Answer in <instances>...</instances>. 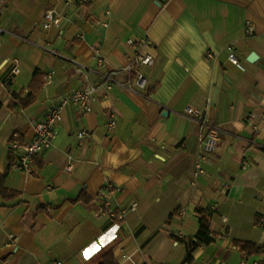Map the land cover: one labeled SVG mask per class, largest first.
Listing matches in <instances>:
<instances>
[{
  "label": "crops",
  "instance_id": "1",
  "mask_svg": "<svg viewBox=\"0 0 264 264\" xmlns=\"http://www.w3.org/2000/svg\"><path fill=\"white\" fill-rule=\"evenodd\" d=\"M47 8L62 19L45 29ZM0 26V177L20 192L0 195V264H90L104 247L117 264H264L233 243L264 244V0H0ZM140 51L154 58L140 67L147 88L119 86ZM12 59L20 71L4 85ZM80 67L96 86L91 110L62 106L53 146L31 172L10 171L11 134L30 138L32 122L83 81ZM36 71L43 85L23 106L14 96L27 97ZM189 106L221 130L195 181L203 128L183 116ZM107 183L121 188L109 202L122 220L100 212ZM81 193L88 201L74 202ZM197 208L214 240L187 262Z\"/></svg>",
  "mask_w": 264,
  "mask_h": 264
},
{
  "label": "built area",
  "instance_id": "2",
  "mask_svg": "<svg viewBox=\"0 0 264 264\" xmlns=\"http://www.w3.org/2000/svg\"><path fill=\"white\" fill-rule=\"evenodd\" d=\"M42 26L48 29L54 25H57L61 21L55 8H47L43 13ZM106 25V23H103ZM246 27L249 32H253L255 27L246 22ZM7 31L0 26V44L2 43L3 34ZM127 44L131 48H139L149 45L147 39H140L134 41L132 39L127 40ZM96 51V50H95ZM129 61L124 70L127 72L128 79L126 82H116L111 76V73L104 75L107 84L116 82L119 86L127 88L130 83L134 84L140 89H146L148 86V79L141 72V66H151L154 63V58L149 52H135V54L129 55ZM236 62V60L233 58ZM97 66H103V60L98 57ZM19 60L12 59L11 66L5 76L1 79V83L4 85L10 84L15 76L19 73ZM79 72L82 73L83 81L72 87L65 95L60 98V101L56 105H52L45 116L32 122V136L28 139H22L18 132H13L9 140V165L10 171H25L31 172L33 169L34 157L42 153L53 146V141L56 135V127L61 121V108L66 104H72L76 107L82 115L91 110V102L94 99L96 86L92 84L88 78V68L80 67ZM50 76H47L48 79ZM130 88V87H129ZM183 116L196 120L203 128V133L200 137V152L197 156L195 163V172L191 181H195L197 176L203 173L202 164L208 161V155L215 149L220 136V127L215 123L208 120L203 111L186 107L183 112ZM111 126L116 124V120H111L109 123ZM78 138L82 139L87 136L85 130H81L77 134ZM246 165V163L244 164ZM71 165L68 164L65 170H70ZM120 187L112 183H107L102 189V204L100 212L108 214L110 217L122 220L126 215V210H120L118 213L110 207L109 194L120 191ZM135 204H131L129 210L134 209ZM8 241L10 243H16L17 236L14 234H8Z\"/></svg>",
  "mask_w": 264,
  "mask_h": 264
},
{
  "label": "trees",
  "instance_id": "3",
  "mask_svg": "<svg viewBox=\"0 0 264 264\" xmlns=\"http://www.w3.org/2000/svg\"><path fill=\"white\" fill-rule=\"evenodd\" d=\"M43 75L36 71L33 75V78L29 84V90L30 93L27 95L25 99H21L20 95H15V99H20V102L23 106L28 105L31 103L34 99V93L43 85ZM1 106V102H0ZM11 106H13V103H11ZM0 195L4 199H14L20 195V192L6 189L2 186V178L0 177ZM85 201L87 202L88 199L85 196L84 193H81L76 199L73 201ZM205 210L201 208H197L196 213L200 217V227L196 233V235L193 238H188L184 240L186 247H187V262H191V252L199 245V244H207L214 240V237L210 234L209 228L206 226V224L202 220V216L205 214ZM172 216V215H171ZM234 245L240 249V251L243 253V256L245 258L258 254V253H264V244H254L251 242L246 241H238L235 240ZM90 264H117L114 258V252L113 247H104L102 248L99 253L95 256H93L89 260Z\"/></svg>",
  "mask_w": 264,
  "mask_h": 264
},
{
  "label": "water",
  "instance_id": "4",
  "mask_svg": "<svg viewBox=\"0 0 264 264\" xmlns=\"http://www.w3.org/2000/svg\"><path fill=\"white\" fill-rule=\"evenodd\" d=\"M255 58H256L255 54L252 53V54H250V56H249L248 59H249V60H253V59H255Z\"/></svg>",
  "mask_w": 264,
  "mask_h": 264
}]
</instances>
